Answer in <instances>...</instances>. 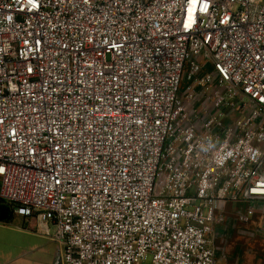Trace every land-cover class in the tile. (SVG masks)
I'll list each match as a JSON object with an SVG mask.
<instances>
[{
  "label": "built area",
  "instance_id": "2783aa9c",
  "mask_svg": "<svg viewBox=\"0 0 264 264\" xmlns=\"http://www.w3.org/2000/svg\"><path fill=\"white\" fill-rule=\"evenodd\" d=\"M0 201L62 264H217L264 203V0H0Z\"/></svg>",
  "mask_w": 264,
  "mask_h": 264
},
{
  "label": "rangeland",
  "instance_id": "374dc122",
  "mask_svg": "<svg viewBox=\"0 0 264 264\" xmlns=\"http://www.w3.org/2000/svg\"><path fill=\"white\" fill-rule=\"evenodd\" d=\"M192 82L184 78L181 84V93L185 95L187 87ZM213 89H205L197 86V94L192 102H187L186 108L191 109L199 106L201 109L204 106L212 108V101L210 94ZM224 91L228 94L234 91L230 85L224 86ZM235 92V91H234ZM234 100L239 103L241 100L250 103L248 98L242 97L240 94H235ZM239 204H227V226L225 232L218 237L212 236L215 246L221 247L222 245L235 246L238 244L237 240H243L245 245L260 244L263 238L256 236L237 238L240 230H256L264 231V203L260 206L262 210H257L255 216L247 223H238L235 221ZM11 217L0 220V264H51L53 258L55 260L60 256V245L56 241L50 240L44 235L42 226L38 225L35 219L25 218L14 210H10ZM262 244V242H261ZM219 245V246H218ZM61 257V256H60ZM152 255L149 254L146 260L141 264H150Z\"/></svg>",
  "mask_w": 264,
  "mask_h": 264
},
{
  "label": "crops",
  "instance_id": "0c3cea01",
  "mask_svg": "<svg viewBox=\"0 0 264 264\" xmlns=\"http://www.w3.org/2000/svg\"><path fill=\"white\" fill-rule=\"evenodd\" d=\"M262 202L257 203V210H262L260 206ZM264 209V206H263ZM257 213V212H256ZM264 221V213H263ZM226 228L218 227L213 236H219L225 232ZM259 237L263 238L260 240V244L255 245H245L243 240L238 239V244L233 246L222 245L218 247L217 250V264H264V231L256 230H240L237 234V238L242 237H254L257 234ZM262 242V244H261ZM219 246V245H218ZM217 248V247H216ZM55 258L51 261V264L55 263Z\"/></svg>",
  "mask_w": 264,
  "mask_h": 264
},
{
  "label": "flooded vegetation",
  "instance_id": "af4514ba",
  "mask_svg": "<svg viewBox=\"0 0 264 264\" xmlns=\"http://www.w3.org/2000/svg\"><path fill=\"white\" fill-rule=\"evenodd\" d=\"M0 215H5L7 218L10 215V210L0 201Z\"/></svg>",
  "mask_w": 264,
  "mask_h": 264
},
{
  "label": "water",
  "instance_id": "95a60500",
  "mask_svg": "<svg viewBox=\"0 0 264 264\" xmlns=\"http://www.w3.org/2000/svg\"><path fill=\"white\" fill-rule=\"evenodd\" d=\"M5 206L10 210V208L7 205H5ZM6 218L7 217L5 215H0V220H4ZM54 264H62V259L60 256L56 259Z\"/></svg>",
  "mask_w": 264,
  "mask_h": 264
},
{
  "label": "trees",
  "instance_id": "16d2710c",
  "mask_svg": "<svg viewBox=\"0 0 264 264\" xmlns=\"http://www.w3.org/2000/svg\"><path fill=\"white\" fill-rule=\"evenodd\" d=\"M9 217H11V214L9 215Z\"/></svg>",
  "mask_w": 264,
  "mask_h": 264
}]
</instances>
